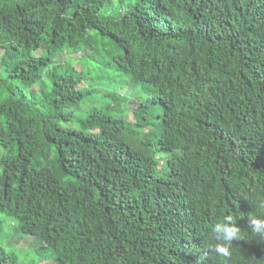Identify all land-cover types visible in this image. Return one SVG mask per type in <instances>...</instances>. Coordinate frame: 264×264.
Listing matches in <instances>:
<instances>
[{"label":"trees","instance_id":"trees-1","mask_svg":"<svg viewBox=\"0 0 264 264\" xmlns=\"http://www.w3.org/2000/svg\"><path fill=\"white\" fill-rule=\"evenodd\" d=\"M259 198L264 0H0V264H264Z\"/></svg>","mask_w":264,"mask_h":264},{"label":"clouds","instance_id":"clouds-1","mask_svg":"<svg viewBox=\"0 0 264 264\" xmlns=\"http://www.w3.org/2000/svg\"><path fill=\"white\" fill-rule=\"evenodd\" d=\"M253 211L248 212L247 229L248 233L259 241H264V198L251 201ZM243 218V217H242ZM236 224L233 215H223L217 220L210 230V241L206 246L219 257L228 258L231 256L233 241L244 240L245 232Z\"/></svg>","mask_w":264,"mask_h":264},{"label":"rangeland","instance_id":"rangeland-1","mask_svg":"<svg viewBox=\"0 0 264 264\" xmlns=\"http://www.w3.org/2000/svg\"><path fill=\"white\" fill-rule=\"evenodd\" d=\"M68 57L69 56L67 54L63 55V57L60 56L62 62H65V60L68 59ZM81 58H82V54L75 55V56L72 57V59L75 61L76 64L80 61ZM76 70L79 71V69H76ZM130 92H131V89L128 87L125 90V93H129L130 94ZM130 120H132V116H131V119ZM162 161H164V160H162ZM15 240L16 239H13V242H15ZM39 241L40 240H38V239H28L27 241H25L23 243V248H25L28 251H31L32 252V250H34V249H36V248H38L40 246L39 245ZM21 258H22V260H24V257L23 256ZM33 262H34L33 260H30L28 263L29 264H32ZM48 264H55V263H48Z\"/></svg>","mask_w":264,"mask_h":264}]
</instances>
